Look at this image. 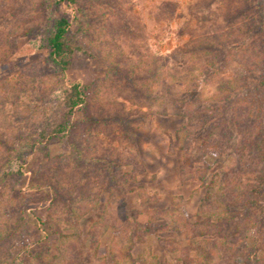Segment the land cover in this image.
Listing matches in <instances>:
<instances>
[{"label":"rangeland","instance_id":"374dc122","mask_svg":"<svg viewBox=\"0 0 264 264\" xmlns=\"http://www.w3.org/2000/svg\"><path fill=\"white\" fill-rule=\"evenodd\" d=\"M32 2L30 9L44 10L51 1ZM158 3L83 2L92 28L84 41L113 64L124 53L130 58V73L120 79L108 73L102 62L75 54L65 81L97 84L93 111L109 126L77 134L82 159L66 142L54 140L49 145L50 158L35 152L24 177L8 181L0 203L4 210L0 225L9 227L17 219L8 216L9 206L23 213L28 224L13 242L0 243V264H198L203 239L196 234L207 230V218L216 223L232 213L221 195L238 199L245 193L242 185L252 180L251 172L264 168L253 157V138L264 132V108L253 104L247 94L251 90L264 97V89L255 86L260 79L257 69L264 63V0H180L181 15L200 9L198 29L182 31L179 25L186 20L181 16L171 31L163 20L155 24ZM52 9L54 15L72 23L74 33L79 30V6L63 3ZM46 15L37 19L39 26L47 22ZM196 24L193 21L191 26ZM256 24L260 27L255 28ZM10 29L1 28L5 33L0 41V95L9 93L17 102L7 101L0 112V140L5 141L20 130L26 135L39 131L46 107L58 100L60 84L45 51L37 48L38 35L23 37ZM213 30L222 31V40L231 45L219 48L220 56L215 58L206 53L182 56L178 63L186 64L183 71L189 78L175 83L174 94H200L205 108L227 106L225 120L221 111L208 120V128L211 124L216 128L213 139L222 141V150L194 165L193 173H205L204 180L197 174L196 179L183 181L185 153L176 144L177 132L187 123L173 113L167 100L154 108L167 106L169 114L153 119V75L147 70L153 68L154 50L167 56L183 42L185 46L211 43ZM182 32L190 34L179 37ZM135 81L144 94L134 90ZM233 107L236 124L229 120ZM223 133L231 138L226 141ZM192 139L197 150L190 153L197 158L202 153L199 147L210 140L206 135ZM6 155L0 146V160ZM104 158L111 162L116 180L107 176ZM135 220L156 226L157 234H137L131 225ZM1 235L5 237L4 232ZM255 235L256 227L245 231L249 247ZM222 263L218 258L210 264Z\"/></svg>","mask_w":264,"mask_h":264},{"label":"trees","instance_id":"16d2710c","mask_svg":"<svg viewBox=\"0 0 264 264\" xmlns=\"http://www.w3.org/2000/svg\"><path fill=\"white\" fill-rule=\"evenodd\" d=\"M21 1L0 0V41L5 33V30H1L2 26L4 29H8L11 26L10 33L16 32V35L23 37L38 35L37 48L45 51L47 55L46 62L48 66L52 67L54 74L59 77L58 82L60 84L58 87V100L55 105L46 107L43 114L45 117L42 120V124L38 126L39 131L26 135V132L23 133L20 130L16 137H12L8 141L0 140V146L6 150L7 154L0 160V203L2 197L5 196L3 189L8 181L24 177L25 166L35 152L41 153L44 158H50L49 145L52 141L58 140L66 142L73 154H79L80 159H82L83 150L75 140L77 134L80 132L85 133L94 127L109 126L105 119H99L93 111L92 93L97 84L95 82L87 85L79 82L68 84L65 81L66 73L72 66L75 54L82 53L102 62L106 66L108 73L120 79L130 73V58L124 53H120L113 64L104 58L101 51L96 53L84 41V38L90 35L92 28L88 17L85 15V9H82V4L86 1L98 0H50L51 2L44 10L30 9L34 4L33 0H24V3H21ZM34 1L37 3L45 2V0ZM63 3L80 7L78 12L81 15V19H77L79 30L76 33L73 32L72 23L65 16L54 15V9L52 8ZM157 5L158 9L155 12L156 25L163 20L167 30L171 31L174 21L178 16H181L184 21L186 20L185 25H182V23L179 25L181 31L183 28L195 30L200 26L199 15L197 14L200 9H190L188 14L184 16L178 13L181 7L180 0H159ZM46 12L49 14L48 16L46 15L47 22L41 27L37 23V19ZM258 20L263 22L262 17H259ZM193 21H196L197 24L191 26ZM259 27L260 25L256 24L255 28ZM221 32L213 30L210 36L211 43L208 44L197 42L192 46H185L186 43L183 42L182 45L167 56L161 55L154 50L153 68L147 70L153 75V119L157 115L167 116L169 114V107L167 106H164L163 109L154 108L156 103L161 100H167L166 102L171 103L170 108H172L173 113L185 119L187 123L186 127L177 132L176 144L177 147L181 148L180 150H182L183 154L185 153L184 165L180 173L183 181H188L192 178L196 179L197 177L195 176L197 174L199 180L205 179V173L199 171L193 173L194 165L198 162L204 163L203 158L207 154H217L222 150V141L213 139V132L216 128L213 124L210 125L211 128H208V120L217 118L219 111L223 112L220 115L224 119L223 117L228 113V110L227 106H223V110L203 107L201 95H196L195 92L187 94L186 91H180L177 93L179 96L174 94L175 83H181L182 80L189 78L184 74L186 72L183 71L186 64L178 62L182 56L185 57L191 53L196 55L206 53L212 57L214 56V58L219 57L221 52L219 53L218 49L231 45L222 40L224 33ZM184 34L190 33L182 32L179 37ZM201 39L198 41H201ZM214 43H217V45ZM261 65L257 69L260 72L259 83L255 86L256 88L264 89V63ZM133 88L138 91V94H144L142 86L137 81L134 82ZM247 94L250 95V100L253 104H258V106L264 108V97L257 95L256 92H251V90ZM183 95L182 99L181 96ZM11 96L9 93L0 95V104L2 105L0 112L6 108L4 106L7 101L17 102L14 98L11 99ZM234 110L235 108L233 107L232 118L229 119L233 123L237 120ZM1 130L3 131V128ZM202 135H206V139L208 138L210 143L200 146L198 150L202 153L197 154L199 156L195 158V156H192L195 152L190 153L193 149L194 151L197 150L192 138H200ZM257 135H255L256 138L251 137L255 139L253 141V157L258 163L264 164V132ZM223 137L228 141L231 138V134L227 135L226 133L225 135L223 133ZM244 147L243 144L241 151H243ZM239 160H244V156L239 157ZM103 161L108 168L107 176H111V178L116 180L117 177L112 169L111 162L105 158ZM87 164V162H82L83 166H87ZM251 173L253 174L252 180L242 185L245 187V193H242L243 195L240 194L238 199L236 198L237 196L232 199V194L221 195L224 206L229 211L232 210V213H229L224 218H219L216 223H212V219L207 218L204 222L207 230L196 234L203 239L199 241L200 247L198 250L200 257L198 264H210L218 258L223 261L222 264H239L238 260L244 261L245 264H264V168L254 170ZM240 183L241 181H239ZM3 211L0 205V217L3 216ZM15 213V208L9 206L8 216L17 219L9 227L3 225V223V226L0 225V243L3 246L13 242L17 236L16 234L22 228L25 229L28 224L23 213ZM131 225H133V230L137 234L142 232L144 235H156L158 232L156 226L153 225L152 227L149 222L141 223L135 220ZM251 227H256V235L252 241L253 245L249 247L244 235L245 231ZM1 232L5 233V237L1 235ZM13 264L15 263L13 262Z\"/></svg>","mask_w":264,"mask_h":264}]
</instances>
